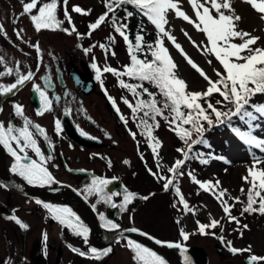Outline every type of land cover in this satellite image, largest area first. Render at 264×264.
Returning a JSON list of instances; mask_svg holds the SVG:
<instances>
[{"label":"rangeland","instance_id":"1","mask_svg":"<svg viewBox=\"0 0 264 264\" xmlns=\"http://www.w3.org/2000/svg\"><path fill=\"white\" fill-rule=\"evenodd\" d=\"M43 2H49V0H43ZM183 8L189 15H194L190 6L186 0H182ZM232 7L235 10V14L241 17V20L237 22L238 29L247 31L254 36H259L257 46L264 47V21L260 19V15L254 11L249 4L244 0H231ZM73 6H79L84 10H90L88 15H82L72 11ZM39 7V6H38ZM65 8L71 17L72 25L75 26L76 32L71 35L63 29L71 31L72 25H70L65 19ZM38 8L36 9V12ZM106 11L104 6V0H68L67 5L63 3V0H57L56 17L62 21L60 28L56 31L45 33L46 43L44 44L47 49L45 53L38 57L39 65L49 67V65L56 60L60 66L65 65H79V68L83 72H89L96 77L95 70L91 67L95 62L97 66L103 69L104 66H110L118 70H122L125 64L129 63V56L127 46L122 37L113 31L111 22H105L97 30H94L89 36L88 25L94 22L101 14ZM35 12V13H36ZM111 15V14H110ZM120 22L125 23L124 20L119 19ZM170 29L172 34L176 36L177 42L181 44L188 56L196 62L205 73L213 80L217 77L213 69L223 71L218 61L215 60L212 55H201V53L193 47L187 37L181 32V28L185 29L193 40L197 43L201 41L206 42V37L203 33L197 32L191 25L182 21L181 19L174 18V13L169 14ZM149 23V28L155 34L157 32L154 26ZM77 33L80 34L78 38ZM115 37V43H111L107 37L109 35ZM49 40L53 43L52 47L47 45ZM239 43V39L235 41ZM105 44L106 49H101L98 45ZM97 45L96 47H92ZM165 46L168 47L171 56L177 64L176 72L180 78H183L188 85L189 91H204L207 88L206 81L184 60L179 52L168 42L165 38ZM49 48V49H48ZM91 48V51L85 53L84 49ZM115 55H112V53ZM5 64H0V71H4L6 67L16 69L19 67L21 74H25L23 69L29 66L36 65L33 57H23L16 53H10L4 57ZM211 60V65L207 63ZM16 75H8L0 78V83L11 84L15 82ZM127 83L129 80L127 77H122ZM101 80L103 82V89L101 82L95 78V85L93 94L84 101L82 106L84 115V124L93 125L95 130L102 129L106 134L112 135V139L115 144L112 150H109L108 145L110 143L99 137L98 132L94 129L85 128L86 137V149L84 151L77 152L74 149H64V161L67 163V168L63 166L62 155L58 153L57 161L59 166L55 162L47 159V150L50 148L48 144L44 143L45 136L36 134L35 129L30 128L34 133V139L37 141V146L40 151L44 153V167L52 175L55 184H64L76 189L81 195L86 196L90 200L94 213L97 218L102 213L106 220H111L119 227H131L136 230H140L146 235H150L154 239L161 241L165 245L179 244L180 248H174L175 256L180 264H185L186 258L189 264H215L217 261H228L229 264H246L248 257L251 254L256 256H264V215L259 213L248 214L245 213L241 216V209L244 206L243 203H235L231 209V214L236 216L240 220V225L235 222H228L222 207L212 195L211 192H205L199 188L198 184H195L190 179L188 173L192 172L199 181H220V189H227V194L224 197L229 204H233V200L229 197H240V200L246 203V190L250 186L242 179L247 175V169L252 165V158L250 151L255 152L258 156H264V153L259 152L258 149H249L244 143H242L233 134H226L224 132L209 134L205 136V139L209 142L211 147H205L202 144L193 145V150L189 154L195 156L196 153H204L205 158L208 153L214 156H222L224 160L210 159L208 164H201L199 159L190 158L185 161L181 171L183 175L175 177L174 185L165 191L163 188L164 181L157 180L151 173L158 172L165 177H173L174 174L168 172V168L171 167L177 159H183L184 156L181 152H178V148L186 149V145L181 141L173 131L169 130V125L161 117H156L159 123L158 128L153 129V136H155L160 142L161 147L157 149L158 156L154 158L152 149L148 146V138L142 136V131L137 127L135 120L132 117L131 109L128 108L123 102L122 98L128 99L133 103V96L127 89L119 87L117 78L111 73H101ZM132 83V82H131ZM132 84H135L134 82ZM107 92V95L105 93ZM155 92V90H154ZM108 96L115 99L117 107L120 109L119 114L122 115L125 120L122 122V126L118 127L113 118L110 116V112L115 110L110 103ZM161 97L159 96V100ZM221 99L218 94H213L211 102L215 104V101ZM18 103L16 96L8 94L6 96H0V122L5 125L9 121L13 122L16 126H23V118L15 115L12 105ZM29 103V102H28ZM203 104V101H201ZM253 104H264V95H258L253 98ZM206 107L207 105L204 104ZM30 104L24 107L25 115L34 124L39 123L46 133L50 134L48 128L52 129L55 121L58 120L49 118L40 119L37 115L34 116L30 110ZM78 103L69 105V103L62 107V109H78ZM217 107H220L217 105ZM230 105L222 108V111H227ZM249 111L252 109L249 108ZM210 111V110H209ZM118 113V112H117ZM164 115H169L165 111ZM37 119H39L37 121ZM214 119V116H213ZM149 123H152L149 120ZM261 127L258 128L254 135L259 138H264V119L257 121ZM76 124V123H75ZM48 126V127H46ZM207 124L205 123V127ZM188 127V125H185ZM247 128V126H246ZM246 131V130H245ZM135 133V139L131 135ZM94 135L89 137L88 135ZM47 139H48V135ZM147 138V139H146ZM195 133L193 139H195ZM226 141V145L222 147L220 144ZM15 146V145H14ZM220 152V153H219ZM75 154L80 158V166L77 165L73 158ZM143 157V159L141 158ZM69 158V159H68ZM68 159V161H67ZM7 166L10 169L14 159L7 156ZM70 160V161H69ZM127 161V163H125ZM157 161H159L160 167H157ZM264 168V164L260 165ZM151 170V172L149 171ZM104 179L109 183L104 188L103 193L97 194L95 192L89 193L88 189L92 185L93 179ZM21 187H25L19 182ZM38 186V185H37ZM179 187L181 194L185 201L188 203L190 209L193 211L185 212L183 205L179 203V197L175 194V188ZM29 190L38 188L36 186L25 187ZM241 188L245 189V193L240 191ZM126 192L134 193L135 196L131 203L125 206L124 211H121L119 207H111L110 203H106V196L112 193L117 195L112 196L111 203L120 205L123 202V197ZM147 197V199H143ZM4 203V205H3ZM46 204L53 206L67 207L72 210L77 217H79L80 223L86 222L91 224V220L85 214L81 206L77 204L64 203L62 199L49 201ZM176 205L173 207V205ZM34 203L26 201L23 198L15 197L9 191L0 187V214H7L8 212H14L17 219L22 224L29 226H44L47 231L48 240L56 241L57 245L61 239L73 241V237L67 232H64L61 238H59V231L57 227L60 224L57 220L52 218L51 213H48L46 208L41 206L33 208ZM258 206V205H257ZM6 207V208H4ZM45 212H44V210ZM33 212H29V211ZM215 218L220 221V224L216 228H209L205 231L210 233L208 235H202L198 231L197 221L200 223L208 224L210 219ZM179 221V223H177ZM243 225H247V228H243ZM223 228V231H221ZM240 229L237 231L236 229ZM188 234V239L184 240L180 235L181 230ZM215 233V235H211ZM242 233V234H241ZM97 234V233H95ZM22 230L19 224L14 220L0 217V261L7 260L11 255V250L15 246V250L19 247L22 241ZM34 234L30 233L26 236L28 242L33 239ZM224 237V242H221L219 237ZM80 237V236H79ZM79 237H74L78 238ZM31 238V239H30ZM30 240V241H29ZM136 243L143 245L154 251L153 246L147 245L139 239H129ZM33 241V240H32ZM231 241L232 246L237 249H245L251 246V253L241 252L233 254L226 246V242ZM127 241L116 239V241L102 242L96 240L95 243H81V240L76 242L73 247H64L63 255L67 264H137L133 259L134 253L127 246ZM75 243V242H74ZM10 244H12L10 246ZM169 247V246H168ZM79 249L80 252L92 255L88 250L90 248H96L97 250H103L111 248L112 251L107 256H102L100 259L94 257H88V255H80L72 249ZM171 248V247H170ZM184 248L187 251H183ZM220 250V252H218ZM50 251V250H49ZM53 249L49 252V255L53 256ZM193 255L192 257L189 255ZM158 255V254H157ZM67 256V257H66ZM165 264H168V258L161 256ZM94 260V261H93ZM96 260V261H95ZM82 261V262H81ZM170 262V261H169ZM263 263L264 261H258Z\"/></svg>","mask_w":264,"mask_h":264},{"label":"snow or ice","instance_id":"2","mask_svg":"<svg viewBox=\"0 0 264 264\" xmlns=\"http://www.w3.org/2000/svg\"><path fill=\"white\" fill-rule=\"evenodd\" d=\"M67 2L68 0H63L65 5H67ZM186 2L194 15H189L184 10L182 0H104L106 11L88 25L89 32L87 33L90 36L94 30H97L105 22L110 21L113 31L123 38L127 46L130 62L125 64L122 70L107 65L101 69L95 62L92 63L91 67L95 70V78L101 82L102 89L103 82L101 80V73H111L117 78L119 87L127 89L136 98L135 104L124 98H122V102L131 109L134 120L137 119L136 114L138 112L143 113L137 127L141 128L142 134L147 136L148 146L152 149L154 158L158 156L157 149L162 146L161 142L153 136V129L159 127V123L156 120L158 116L165 120L169 125V130L173 131L186 145V149H177L178 152L183 154L184 158L177 159L168 168V172L174 174L173 177H165L158 172L151 173L157 180L164 181L163 188L165 191H168L174 185L176 176L183 175L181 171L182 166L190 158L199 159L200 163L205 165L209 163L210 159L224 160L225 163H228L224 157L214 156L211 153L207 154L208 158H205L204 153H196L195 156H190L189 154L193 150V145L202 144L210 148L211 145L205 139V133L218 125L228 124L231 127V120L234 116H239L244 121L247 125V130L241 131L240 128L231 127L232 132L250 150L255 148L259 152L264 153V138H259L254 135V132L261 127V124L256 122L264 119V104L252 103L256 95H264V47L257 46L260 37L238 29L237 22L241 20V17L235 14L231 0H186ZM244 2L249 4L260 15V19L264 21V0H244ZM127 5L132 6L135 9V14L145 17L154 26L157 36L153 42L145 43L144 37L139 33L135 36L134 43L129 40L127 23L120 22L116 16L117 10ZM37 8L38 11L36 14H32L33 10ZM56 10L57 0H49V2L29 0V2L23 3V14L30 15V20L37 32L44 29L56 30L60 28L63 22L57 19ZM72 11L82 15H88L90 13V10L86 11L79 6H73ZM124 11V20L134 15V12L128 11L126 7ZM170 13H174V18L181 19L191 25L197 32L204 34L206 42L201 41L197 43L185 29L181 28L183 35L187 37L189 42L201 55H212L218 61L223 71L213 69L217 77L216 80L211 79L188 56L181 44L177 42L176 36L172 34L169 27ZM64 15L67 22L72 25L71 17L66 8ZM2 31L3 29L0 27V32ZM63 31L71 35L76 32V28L72 25L71 31L68 29H63ZM17 35L19 36V33ZM77 36L79 38L80 34L77 33ZM165 38L179 52L184 60L206 81V90L196 92L188 90L187 82L177 75L176 69L178 66L171 56L168 47L165 46ZM107 39L111 43H115V37L111 34ZM237 39H239V43L235 42ZM96 46L93 45L92 47ZM98 46L101 49L107 50L106 45L103 43ZM34 47L39 52V46L34 45ZM84 51L87 53L91 51V48L84 49ZM138 53H143L144 58H140ZM112 55H115V53L113 52ZM149 55L151 59L147 58ZM207 63L211 65V60H208ZM0 64H5L3 56H0ZM13 74L16 75L15 82L11 84L0 83V96H6L8 94L14 95L15 90L23 86L26 82L32 81L34 75L31 71L27 72V74H21L19 67L16 69L6 67L4 71H0V78ZM122 77H128L129 79L138 81V83H127ZM144 82L151 84L157 92H151L148 88H145ZM50 86V82L44 88L33 84V91L38 94L41 105L37 111V115H43L44 112L51 111L52 100L46 94V90ZM105 93L107 95L106 90ZM157 94L161 97L160 100H157ZM213 94H218L221 97V99L215 101V104L211 102ZM144 96L147 99L141 98ZM108 99L113 108L119 113L120 109L117 107L115 99L111 96H108ZM201 101H203V104ZM204 104L207 106L205 107ZM217 105L220 107H217ZM228 105H231V107L227 111L221 110ZM12 107L15 115L23 118V126L18 127L11 121L7 125L0 122V145H3L15 161L11 166V172L23 178L28 184L43 186L53 182L52 175L43 166L45 157L37 146L34 133L30 131V128L35 129L36 134L44 135L45 139H47L45 130L40 125L33 124L30 119L24 116L22 105L14 103ZM249 108L252 110L249 111ZM165 111L169 115H164ZM120 119L125 120L122 115ZM149 120L152 123H149ZM125 123H127L126 120ZM205 123L207 127H205ZM185 125H188V127H185ZM55 126L57 132H59L61 128L59 120L55 121ZM194 133L196 136L195 139H193ZM81 134L83 135L84 133ZM131 135L135 139L136 134L131 133ZM13 144H15V147H13ZM29 148L37 157H40L39 163L34 159H30L26 154L21 155V153H25V150ZM250 156L252 158V165L247 169V175L242 177L244 182L250 185L246 190V203L241 201L240 197H229L233 200V204H229L224 199L227 194V189H220L219 180L215 181V183L212 181L202 182L192 172L188 173L192 182L198 184L200 189L212 193L222 207L229 223L235 222L237 225H240V220L231 214V209L235 203L244 204L241 209V216L245 213H259L264 215V168L260 167L261 164H264V156H258L252 151H250ZM141 158L143 159V157ZM47 159H51V156L47 157ZM157 167H160L159 161H157ZM149 171L151 172V170ZM108 183L109 181L104 179H93L88 191L89 193H103ZM0 187H4V185H0ZM240 191L245 193L244 188H241ZM175 194L179 197V203L183 205L185 212L193 211L194 214V210L190 209L179 187L175 188ZM113 195L117 194L112 193L107 195L105 202L110 203L111 207H119L121 211H124L125 206L131 203L135 196L134 193L126 192L123 197V202L117 205L111 203ZM143 199H147V197H143ZM36 203L39 204L41 202L36 201ZM43 206L51 213L53 219L72 230L75 235L82 236L85 241L87 240V227L80 223L79 217L70 208L50 204H44ZM175 206L174 204L173 207ZM9 219L15 220L21 228L27 227L20 220L16 219L15 216L9 217ZM100 219L105 221L102 227L108 228L109 230H115L119 227L111 220H106L102 213L100 214ZM197 224L199 233L208 235L210 233H207L205 230L216 228L220 224V221L211 218L208 224L200 223L199 221H197ZM242 227L247 228V225H243ZM236 230L239 231L240 229L238 228ZM131 231L137 230L133 228ZM221 231H223V228H221ZM180 235L184 240L189 238L183 229ZM211 235H215V233H211ZM219 239L221 242H224L223 236L219 237ZM157 243H160V241H157ZM127 246L134 253L133 259L137 264H165L164 260L154 251L139 243L128 240ZM168 246L181 247L179 244H169ZM226 246L233 254L241 252L251 253V246L245 249H237L232 246L231 241H227ZM72 250L78 251L74 248ZM88 251L95 259H100L102 256H107L112 249L97 250L96 248H90ZM79 254L82 256L86 255L84 252H80ZM258 261H264V256L251 254L246 264H256ZM185 264H189L187 258Z\"/></svg>","mask_w":264,"mask_h":264},{"label":"flooded vegetation","instance_id":"3","mask_svg":"<svg viewBox=\"0 0 264 264\" xmlns=\"http://www.w3.org/2000/svg\"><path fill=\"white\" fill-rule=\"evenodd\" d=\"M27 2H29V0H0V27H2L3 29V31L0 32V56L6 57L10 53H16V54L22 55L25 58L29 56L35 59L36 57V60L34 62L37 63L38 62L37 58L41 57L45 53L46 51L45 49H47L46 46L44 45L46 43V41H44L45 33L47 32L50 33L56 30L44 29V30H41L40 32H37L30 20V15L23 14V3H27ZM35 12H36V9L33 10L32 14H36ZM17 33H19V36L17 35ZM34 45L39 46V52H37V49L36 47H34ZM47 45L52 47L53 43L49 40V42L47 41ZM23 70L25 74L31 71L34 74L33 80L26 82L23 86H20L17 90H15V94L14 95L12 94V96H16V100L18 104L22 105L24 113H25L24 107L26 108V106L30 104L31 106L30 110L35 116L37 115V111L40 109L41 105H40L38 94L33 91V84L39 85L41 86V88H44L45 85L50 82L51 86L47 88L46 94L52 100L51 111L44 112L43 115H37V116L40 119H44V118L46 119V118H49V116L52 119H56L58 117V120L60 121V126H61L60 131L57 132L56 126L54 123V125L52 126V129L48 128L49 131H51L50 134L45 132V135H48L49 137L48 139L44 141V143L48 144L50 147L46 152L48 153L47 157L51 156V159L49 160L55 162V164H57V167H58L59 163L57 161V158L59 155L58 153H60L62 155L61 161H63L62 162L63 166L67 168L68 165H66L67 163H65L64 156H63L64 154L63 151L65 147L68 150L69 149H74L75 151L77 150V152L84 151L86 149L85 128L90 127L91 129H94L93 125L84 124V119H83L84 115L82 113L83 111L82 106L84 104V101L87 100L88 97L93 94L94 90H91L88 93H85V91H83L81 87L76 86L74 82V78H79L82 81V83L92 82L94 85H95L94 83L95 78L88 71L86 73L83 72L79 68V65L77 64L60 66L56 60H54L49 65V67H44V65L41 66L39 65V63H37L36 65H32V67L29 66L28 68L23 69ZM68 103L69 105H74V103H78L79 107L78 109H71V108L69 110L62 109V107L67 105ZM113 112H117V111L112 110L110 112L111 118H113L112 117ZM119 117H120V114H119ZM38 120L39 119H37V121ZM122 122L121 124H117L116 122L115 123L118 127H121ZM95 131L98 132L99 137H102L103 140H105L106 142L110 143L112 140V145L111 144L108 145L109 150H112L115 144L114 140L112 139V135L106 134L102 129L98 131L95 130ZM81 133H84V134L82 135ZM42 136L44 137V135ZM88 136L94 137V135L92 134ZM94 138H97V137H94ZM14 145L15 144H13V147H15ZM0 147H1L2 155H3V160L0 163V167L3 165L7 173L10 176L14 177L15 180L18 181V183L21 182L25 187L27 186L28 187L29 186L38 187L36 189L34 188V190H29L24 187L25 188L24 190L26 191L29 190L35 193L47 192L52 187L58 185V184H55L54 181L51 183L45 184L43 186L38 185V184H28L23 178L11 172L10 170L11 167L9 169L8 168L9 166H7V161H8L7 156L11 158L13 157L8 153V151L3 147V145H0ZM25 154L30 159H34L38 163L40 162V157H37L36 154L30 148L26 149L25 153H21V155H25ZM42 155L44 156V153H42ZM45 160H46V157H45ZM14 162H12V164ZM73 162L80 166L81 161H80V158L76 154L73 158ZM0 185H4L2 183L1 177H0ZM1 188L9 191L15 197L18 196L20 198L25 199L26 201L29 200L32 203H34L33 208H36L37 212H39L37 207L41 206L42 208H44L43 205L46 204L47 202L57 200L55 199V196L57 197V196H60L61 194L62 195L65 194L62 192L50 193V196H52V198H49V200H39L41 203L37 204L36 201L38 200H33L30 198L27 199L19 195H16L12 193L5 186ZM77 193L81 195L78 191ZM81 196H83L86 199V201L89 203V205H91L90 200L86 198V196L84 195H81ZM71 204L72 205L76 204L75 200H74V203H71ZM29 212H33V211L31 210ZM48 213L50 212L48 211ZM12 216L16 217L15 213L11 211L5 215L0 214L1 218L2 217L9 218ZM98 220L101 226L105 223V221L101 220L100 217L98 218ZM82 224L88 229L86 241L84 237L82 236L79 237L75 235L72 230H70L64 225L59 224L58 225L59 227H57L59 231V236H60L59 238L65 235L64 232H67L71 236L79 237V239L73 237V241H70V240H66L62 238L61 241L57 243V245L54 244L56 241L52 239L48 240V237L46 236L47 231L46 229H44V226H38V227L29 226V227L21 228L22 234H23L22 235L23 242L19 245V247L16 250L14 246L13 251L11 250V255H9V258H7V260H3V262L0 261V264H67V261L65 260V256L63 255V248L67 246L73 247L74 244H77L76 242L80 240L82 244L84 243L92 244V243H95L96 240H100L102 242H106V241L111 242V241H116V239L123 240V241H127L129 239H135L131 235H128L126 237H116L115 240L103 239L98 234H95L96 233L95 229L91 225L89 226V224H87L86 222H83ZM127 228H131V227H127ZM127 228L123 227L120 229H127ZM29 233H30V237H31V234H34L33 235L34 237L32 239L33 241L29 240L30 242L26 241L27 240L26 236H28ZM11 245L12 244H10V246ZM52 249L54 252H53V256L51 257L49 255V252ZM77 250L78 251L76 252L80 253V250L79 249ZM185 250L187 251L186 248H184L183 251ZM156 252L158 256L160 255L164 256L158 251ZM218 252H220V250H218ZM86 255H88V257L90 258L93 257L92 255H89V254H86ZM189 255L191 257L193 256L191 254ZM169 261L170 260H167L168 264H171V262ZM77 264H80V261ZM215 264H229V262L224 261L223 259L221 261L215 262ZM258 264H263V263H258Z\"/></svg>","mask_w":264,"mask_h":264},{"label":"water","instance_id":"4","mask_svg":"<svg viewBox=\"0 0 264 264\" xmlns=\"http://www.w3.org/2000/svg\"><path fill=\"white\" fill-rule=\"evenodd\" d=\"M74 82L76 84V86H79L82 88L83 91H85V93H88L89 91L94 89V84L92 82H87V83H82V81L79 78H74ZM86 87V89H85ZM112 117L114 118L115 122L117 124H121L122 120L119 117V114L117 112H113L112 113ZM3 160V155H2V151H1V147H0V163ZM2 183L4 184V186L6 188H8L12 193L19 195L21 197L24 198H30L33 200H49V198H52V196H50V193L53 192H62L65 194H61L60 196H55V199H58L64 195H68L70 197H72L76 204H78L79 206H81V208L84 210L85 214L91 217V224L92 227L95 229V232L103 239H108V240H115L116 237H126L128 235L133 236L135 239H139L140 241L144 242L147 245L153 246L156 251H158L159 253H161L162 255L166 256L171 264H180V262L178 261L177 258L173 257V256H169L166 255L167 252V245H165L164 243H162L160 241V243H157L158 240L154 239L153 237H151L150 235H146L145 233H143L140 230L137 231H131V229L133 228H127V229H120L117 228L115 230H109L106 229L104 227H102L99 223V220L97 218V216L94 213V210L92 209L91 205H89V203L86 201V199L79 195L77 193V191L73 188V187H69L67 185L64 184H60V185H56L54 187H52L51 189H49V191L47 192H31L29 190H24L21 189L19 187H14L13 185L7 183L6 181L4 182L2 180ZM61 199V198H60ZM58 199V200H60Z\"/></svg>","mask_w":264,"mask_h":264},{"label":"trees","instance_id":"5","mask_svg":"<svg viewBox=\"0 0 264 264\" xmlns=\"http://www.w3.org/2000/svg\"><path fill=\"white\" fill-rule=\"evenodd\" d=\"M125 7L127 8L128 11H133L134 12V15L132 17H129L127 20L123 19L125 17V11H124ZM116 16H117L118 19H122V20L125 21V23H127V25H128L127 34L129 36V40L131 42H133V43L135 42V36L138 33L141 34L144 37L145 43H151V42H153L155 40V34L152 31V29L149 28V23L146 21V18L141 16V15L135 14V9H133L132 6H130V5L122 6L120 9L117 10ZM141 29H143V31H141ZM138 56H140V58H144V54L143 53H138ZM147 58L151 59L150 55ZM129 62H130V60H129ZM177 75H178V73H177ZM127 79L129 80L128 82H130V83L131 82L132 83L134 82L135 84L138 83V81L129 79L128 77H127ZM144 87L148 88L149 91H151V92H154V90H155V92H157V90L151 84H149L147 82H144ZM258 95H261V94H258ZM258 95H256V96H258ZM141 98L147 99L146 96L141 97ZM156 98H157V100H159V95L158 94H157ZM135 101H136V98L133 97V104H135ZM230 107H231V105H230ZM136 115H137V119H135V122H136V124H138L139 123V119H140V117H142L143 113L142 112H138ZM246 126L247 125L244 123V121H242L240 119L239 116L232 117L231 127H237V128H240L241 131H245V130H247ZM231 127L228 124L214 126L210 131H207L205 133V136H209V134H215V133H220V132H224L226 134H233L234 136H236L232 132ZM140 130L142 131L141 128H140ZM142 136L145 138V134H142ZM223 144L226 145L227 144L226 141L222 142L220 145L222 147H224ZM226 146H228V145H226Z\"/></svg>","mask_w":264,"mask_h":264},{"label":"bare ground","instance_id":"6","mask_svg":"<svg viewBox=\"0 0 264 264\" xmlns=\"http://www.w3.org/2000/svg\"><path fill=\"white\" fill-rule=\"evenodd\" d=\"M0 177H1V179L5 182H7V183H9V184H11V185H13L14 187H19V188H21V189H25L24 187H21L20 185H19V183H18V181L17 180H15V178L14 177H12V176H10L8 173H7V171H6V169L4 168V166L2 165L1 167H0ZM62 200H63V202L64 203H68V204H71V203H74V200L71 198V197H69V196H62V197H60ZM60 198H58V199H60ZM88 216V215H87ZM89 217V219L91 220V217L90 216H88ZM166 255H169V256H173V257H175L176 258V256H175V252H174V248H170V247H167V252H166Z\"/></svg>","mask_w":264,"mask_h":264}]
</instances>
